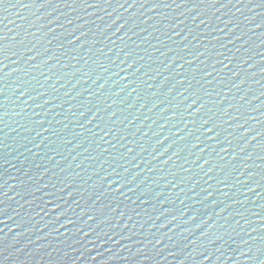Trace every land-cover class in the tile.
<instances>
[{
    "label": "water",
    "instance_id": "water-1",
    "mask_svg": "<svg viewBox=\"0 0 264 264\" xmlns=\"http://www.w3.org/2000/svg\"><path fill=\"white\" fill-rule=\"evenodd\" d=\"M0 264H264V0H3Z\"/></svg>",
    "mask_w": 264,
    "mask_h": 264
},
{
    "label": "snow or ice",
    "instance_id": "snow-or-ice-1",
    "mask_svg": "<svg viewBox=\"0 0 264 264\" xmlns=\"http://www.w3.org/2000/svg\"><path fill=\"white\" fill-rule=\"evenodd\" d=\"M3 3V0H0V4H2ZM4 53V48L2 47V46H0V55H2ZM3 63V61L2 60H0V64H2Z\"/></svg>",
    "mask_w": 264,
    "mask_h": 264
}]
</instances>
